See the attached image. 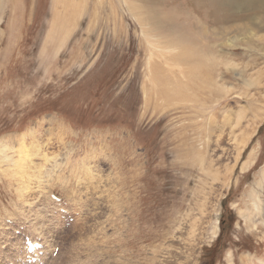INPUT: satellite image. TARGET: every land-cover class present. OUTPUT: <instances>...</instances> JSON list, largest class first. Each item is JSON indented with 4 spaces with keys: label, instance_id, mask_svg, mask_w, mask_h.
<instances>
[{
    "label": "rangeland",
    "instance_id": "1",
    "mask_svg": "<svg viewBox=\"0 0 264 264\" xmlns=\"http://www.w3.org/2000/svg\"><path fill=\"white\" fill-rule=\"evenodd\" d=\"M18 227L50 264H264V0H0V264Z\"/></svg>",
    "mask_w": 264,
    "mask_h": 264
},
{
    "label": "bare ground",
    "instance_id": "2",
    "mask_svg": "<svg viewBox=\"0 0 264 264\" xmlns=\"http://www.w3.org/2000/svg\"><path fill=\"white\" fill-rule=\"evenodd\" d=\"M27 153H28V152H27ZM27 155H28V157H30V154H29V153H28ZM27 155H25V156H27ZM23 157H24V156H23ZM5 159H6V158H5ZM50 159H51V158H50ZM46 251H48L47 248H46ZM48 263H49V262H48Z\"/></svg>",
    "mask_w": 264,
    "mask_h": 264
}]
</instances>
